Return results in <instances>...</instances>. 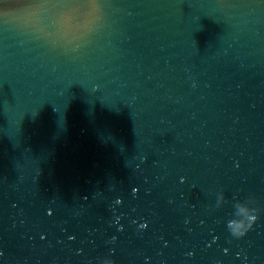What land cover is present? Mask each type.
<instances>
[{"label": "water", "instance_id": "water-1", "mask_svg": "<svg viewBox=\"0 0 264 264\" xmlns=\"http://www.w3.org/2000/svg\"><path fill=\"white\" fill-rule=\"evenodd\" d=\"M99 2L75 50L0 20V264H264V0Z\"/></svg>", "mask_w": 264, "mask_h": 264}, {"label": "clouds", "instance_id": "clouds-1", "mask_svg": "<svg viewBox=\"0 0 264 264\" xmlns=\"http://www.w3.org/2000/svg\"><path fill=\"white\" fill-rule=\"evenodd\" d=\"M102 16L99 0H0V20L19 30L34 32L53 47L75 50L87 43ZM218 203H223L219 197ZM235 218L226 227L235 239L251 230L257 215L248 204L235 205ZM106 264H114L107 261Z\"/></svg>", "mask_w": 264, "mask_h": 264}]
</instances>
